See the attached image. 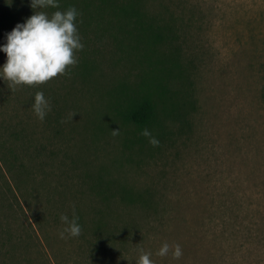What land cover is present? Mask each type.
Returning a JSON list of instances; mask_svg holds the SVG:
<instances>
[{"label": "rangeland", "instance_id": "rangeland-1", "mask_svg": "<svg viewBox=\"0 0 264 264\" xmlns=\"http://www.w3.org/2000/svg\"><path fill=\"white\" fill-rule=\"evenodd\" d=\"M145 7L177 29L178 49L161 46L153 64L106 38L85 80L58 74L28 90L0 78V264H136L141 251L153 264H264V0ZM116 88L152 92L158 108L176 110L147 128L157 145L119 114ZM37 91L50 103L43 120ZM124 190L154 209L126 202ZM73 208L88 227L102 216L137 240L94 258L80 234L60 236V215Z\"/></svg>", "mask_w": 264, "mask_h": 264}, {"label": "trees", "instance_id": "trees-1", "mask_svg": "<svg viewBox=\"0 0 264 264\" xmlns=\"http://www.w3.org/2000/svg\"><path fill=\"white\" fill-rule=\"evenodd\" d=\"M75 6L79 15L77 17V28L84 44L83 49L75 50L78 63L69 65L66 68L65 75L82 79L94 76L95 72L100 69L97 61L98 55L106 49L103 40L110 38L113 41L115 51L126 50L129 53L136 54L146 60V63L153 64L152 56L158 52H162L161 46L165 44L168 51L177 50L178 47L174 43V30H177L169 20H164L160 15L151 13L146 6V0H59V9L61 11ZM56 9L48 7L41 9L39 7L33 9L30 7V0H0V42H5V34L10 31L17 22H23L34 11H45L49 15ZM108 40V39H107ZM172 48V49H171ZM168 57L165 53L158 57L164 60ZM151 60V62H150ZM158 62L160 60L156 59ZM62 74V75H64ZM64 75V76H65ZM159 73L153 72L151 78L158 80ZM30 89L36 85H26ZM39 90L38 87H34ZM161 91L158 95L165 97L167 95V87L161 84ZM117 102L122 101V108L119 114L124 120L136 125L138 128H152L158 126L163 128V116H177V112L173 107L162 106L158 108V103L153 98L152 92H142L138 94L136 90H124L123 88L114 90ZM58 113V111H57ZM164 114V115H163ZM23 136V134H22ZM29 144L39 150L29 137H22ZM101 192H105L101 190ZM100 193V192H99ZM103 197V199H107ZM123 200L130 204H141L148 210L152 208V199L145 197L142 193H135L124 190L122 192ZM102 212V211H100ZM79 217L78 223L81 226L80 235L87 243L83 245V249L90 248V254L95 258L101 253L107 254L111 252L117 245L128 250L133 243L136 235L131 234L130 228L125 225L122 228L121 235L118 236L116 231L120 229L118 226L106 224L99 217L91 222L88 227L83 219L82 213L77 208L68 210L67 215L71 219L73 214ZM89 229H91L89 231ZM129 237H131L129 239ZM119 240V241H118ZM134 246V245H133ZM108 257V256H107ZM100 259V258H99Z\"/></svg>", "mask_w": 264, "mask_h": 264}, {"label": "clouds", "instance_id": "clouds-1", "mask_svg": "<svg viewBox=\"0 0 264 264\" xmlns=\"http://www.w3.org/2000/svg\"><path fill=\"white\" fill-rule=\"evenodd\" d=\"M58 5L59 0H30V7L33 9L51 7L56 10L50 15L45 11H34L5 34V42L0 43V51L6 53L5 62L0 64V78L8 82L9 88L21 84H42L58 74H64L67 66L78 63L74 51L84 47L77 28L79 12L75 6L61 11ZM32 108L41 120L50 110V103L42 91L35 93ZM117 132L118 129H113V134ZM141 134L149 137L151 144L159 143L149 129H142ZM60 219L65 223L60 232L61 237L65 233L69 236L80 234L79 217L75 213L71 219L62 213ZM169 247L167 242L163 243L157 254L167 255ZM181 255V246L176 244L172 249V256L179 258ZM135 262L153 264L150 253L143 251Z\"/></svg>", "mask_w": 264, "mask_h": 264}]
</instances>
